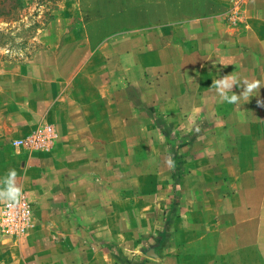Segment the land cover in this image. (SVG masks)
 I'll use <instances>...</instances> for the list:
<instances>
[{"label": "rangeland", "instance_id": "374dc122", "mask_svg": "<svg viewBox=\"0 0 264 264\" xmlns=\"http://www.w3.org/2000/svg\"><path fill=\"white\" fill-rule=\"evenodd\" d=\"M228 74L261 89L221 102ZM238 140L264 141V0H0V178L32 210L0 264H264V194L194 162Z\"/></svg>", "mask_w": 264, "mask_h": 264}, {"label": "crops", "instance_id": "0c3cea01", "mask_svg": "<svg viewBox=\"0 0 264 264\" xmlns=\"http://www.w3.org/2000/svg\"><path fill=\"white\" fill-rule=\"evenodd\" d=\"M256 134L257 133L255 130L254 132H248L247 134H238V137L247 136L249 140L253 139L252 141H255ZM252 141H250V143L245 147H241L239 140H238L239 145L237 146L234 145V147L231 146L230 148H226V149H222V144L219 145L217 148L211 146L210 151H213V153H211L209 157L205 159L202 158L199 159L198 162L200 163V165L197 164V162L194 160L195 165L208 171L209 177H211L210 173L214 171L213 169L216 168L215 166L223 167V168L224 167L232 168L230 180L228 183H230L233 189H235L234 198L236 199L237 197H241L246 199L247 198L256 199L257 197H259L258 200L262 201L264 194V190L262 188V182L259 180L260 178H256L254 175H252V172L250 170L253 169V167L264 168V144H262L264 141L263 142L258 141L256 143L255 142L252 143ZM217 143L220 142L218 141ZM201 156L202 154L200 155V157ZM208 159H210V161ZM244 167L249 169L247 170V172L243 174H239L240 168H244ZM216 174H215L216 176L215 178L222 177L220 180H218V182L224 179V177L220 173L216 172ZM68 196L69 195H67V197ZM75 208L76 207L73 206V209ZM62 213L64 214V209H62ZM237 213L239 212L237 211ZM249 244L250 242H248V245ZM208 261L214 262L215 260H213V258H208ZM199 262L207 263V258L203 260L200 259Z\"/></svg>", "mask_w": 264, "mask_h": 264}, {"label": "clouds", "instance_id": "9594fccd", "mask_svg": "<svg viewBox=\"0 0 264 264\" xmlns=\"http://www.w3.org/2000/svg\"><path fill=\"white\" fill-rule=\"evenodd\" d=\"M241 85L243 91L238 95L233 92L231 96L228 95L229 91H232L233 86ZM212 87L215 88L221 102H227L229 104H238L241 99L248 101L254 93L261 89L260 80H243L242 82L237 77L228 74L222 78L215 80ZM166 163L170 167H174V161L171 157L168 158ZM23 189L17 184V172L15 169H9L6 176L0 178V203L7 204L10 208H15L23 200Z\"/></svg>", "mask_w": 264, "mask_h": 264}, {"label": "built area", "instance_id": "2783aa9c", "mask_svg": "<svg viewBox=\"0 0 264 264\" xmlns=\"http://www.w3.org/2000/svg\"><path fill=\"white\" fill-rule=\"evenodd\" d=\"M49 137H51V130L46 129L43 137V146H45V141ZM35 138H29L27 144L31 145L34 143ZM31 214V207L24 199L15 208H10L7 204H4L0 212V225L9 234H22L30 224Z\"/></svg>", "mask_w": 264, "mask_h": 264}]
</instances>
